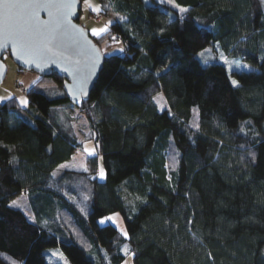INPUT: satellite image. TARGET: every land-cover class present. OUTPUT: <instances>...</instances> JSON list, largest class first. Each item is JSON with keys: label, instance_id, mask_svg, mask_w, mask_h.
<instances>
[{"label": "trees", "instance_id": "1", "mask_svg": "<svg viewBox=\"0 0 264 264\" xmlns=\"http://www.w3.org/2000/svg\"><path fill=\"white\" fill-rule=\"evenodd\" d=\"M106 1L117 19L92 39L123 53L101 51L87 99L52 73L27 107L0 104V264H47L53 248L70 264H121L124 247L133 264H264V0H175L183 13ZM215 45L255 69L233 86L224 64L196 57ZM70 109L97 156L54 176L79 146ZM20 193L33 221L9 204ZM112 213L126 236L98 224Z\"/></svg>", "mask_w": 264, "mask_h": 264}, {"label": "water", "instance_id": "2", "mask_svg": "<svg viewBox=\"0 0 264 264\" xmlns=\"http://www.w3.org/2000/svg\"><path fill=\"white\" fill-rule=\"evenodd\" d=\"M20 2L28 3L32 0ZM35 2L41 5L38 15L33 18L22 15L14 25L25 35L27 43L35 50V55H21L16 45L11 40L5 41L3 34L0 33V45H3L0 46V85L7 73L3 56L8 54L21 71L32 72L42 77L54 73L63 79L65 94L71 101L87 99L102 69L104 56L89 32L78 22L81 0H35ZM60 3H71L70 12L67 9L57 10L50 7ZM0 13H3L2 9ZM63 13H69L67 19L70 24L61 22ZM0 24H3L5 29L9 26L2 17ZM45 44L52 49L51 52H41ZM97 55L99 59L93 71L92 60ZM84 77H87V80L81 93L77 89Z\"/></svg>", "mask_w": 264, "mask_h": 264}, {"label": "rangeland", "instance_id": "3", "mask_svg": "<svg viewBox=\"0 0 264 264\" xmlns=\"http://www.w3.org/2000/svg\"><path fill=\"white\" fill-rule=\"evenodd\" d=\"M158 1L161 2V0ZM146 2H150V0H146ZM163 3L178 12H180V8H184L178 6L175 3V0H172L171 3H169L168 0H164ZM173 5H176V7H174ZM99 12H102L104 14V17L103 18L98 17V20H95L94 17L98 15ZM116 19H117L116 15L111 12L106 0H88L87 3H85V0H83L81 2V12L78 18V22L82 27H84L89 32L92 38H96L105 32L104 31L97 36L92 34V29L105 28V26L107 29L110 23L116 21ZM113 38L114 37L111 38V41L115 40ZM215 46L216 47L214 46L206 47L205 49L201 50L196 55V57L203 65H207L214 62L224 64L227 68V74L230 78L231 83L233 80L237 81L234 77V73H238L241 71H252L255 69L253 66L242 61L241 59H234L225 56L224 53L218 48V46L217 45ZM100 49L105 55H111V54L121 55L123 53V51L122 52L119 51V49H121L120 44H114L112 46H109V42L107 41L101 44ZM201 52L204 53L203 56L200 55ZM3 60L7 66V73L4 78V81L0 85V104L4 103L9 99L15 98L21 107H25L20 103V101L26 100L27 102H29L31 97L30 89L34 85V83L30 84V82L34 80L36 81L38 75L28 71H23V72L18 71L17 66L14 64V62L12 61V59L9 57L8 54H5L3 56ZM25 74L28 75V84L22 82V78ZM154 101L159 111H163L165 108H167L165 99L161 94L156 95L154 97ZM69 113L72 117L75 118L74 129L77 135L79 146L69 161H66L65 163L61 164L54 170L53 172L54 176H58L61 172L65 170L84 171L86 159L88 157L97 156V151L94 142L87 139L89 130L84 118L81 115H79V113H77L74 109H70ZM85 148H88L89 150H94L93 155L90 156L88 152L84 150ZM98 165H99V169H98L97 179L100 182H103L105 180L106 173L100 156L98 157ZM101 169L103 170V178L101 177ZM13 202L18 204L19 207L12 206ZM9 204L11 207L23 211V213L26 214V216L31 221H33V215L30 210L28 199L25 195L20 193L15 199L10 201ZM108 217H111L112 219L111 220L106 219ZM102 219H104V223H100ZM98 224L100 226L111 224L118 230V232H120L123 236H126L124 235V233H126L124 222L119 213L108 214L100 218L98 220ZM125 248L127 247L122 248L124 260L122 261L121 264H133L132 255L129 253L128 249L126 253L124 251ZM45 257L47 264H70L60 248H53L46 250Z\"/></svg>", "mask_w": 264, "mask_h": 264}, {"label": "snow or ice", "instance_id": "4", "mask_svg": "<svg viewBox=\"0 0 264 264\" xmlns=\"http://www.w3.org/2000/svg\"><path fill=\"white\" fill-rule=\"evenodd\" d=\"M88 0H85V3H87ZM161 2L163 3L164 0H161ZM169 3L172 2V0H168ZM174 7H176V5H173ZM41 7V5L37 2H35V0H32V2H28V3H21L20 0H0V9L3 10V13H0V17H2L3 19H5L8 23V28L5 29L3 24H0V33L3 34V38L5 41L11 40L16 47L18 48L19 52L21 55H35V50L33 48H31L29 46V44L27 43L26 37L24 34H22L21 31H18L16 29V27H14L15 22L20 18V16H27L29 18H33L36 17L38 15V10ZM50 7H55L57 10L60 9H67L71 10L72 8V4L71 3H60V4H53L50 5ZM16 10H24L23 12L20 11H16ZM187 9L185 8H180V12H186ZM68 14L69 13H63L61 15V22H67L70 24V22H68ZM51 15V13H50ZM106 31V26L105 28H100V29H92V34L93 35H99L100 33ZM115 39V38H113ZM3 46V45H0ZM52 49L49 48L46 44L44 45L43 49L41 50V52H51ZM119 51H123V49H119ZM201 56L204 55L203 52L200 53ZM99 57L98 55L94 57V59L92 60V69L94 71L95 69V64L98 61ZM207 62V61H205ZM87 77H84L81 80L80 83V87L77 89V91H80L81 93H83V86L86 83ZM233 86L237 85V81L233 80L232 81ZM20 103L27 107L28 102L26 100H21ZM86 152H88V154L91 156L93 155L94 150H89L88 148L84 149ZM86 170V169H85ZM101 177L103 178V170L101 169ZM14 207H19L18 204H16L15 202H13ZM106 219L111 220V217H108ZM114 222V221H113ZM100 223H104V219H102L100 221ZM124 235H127L126 233H124ZM124 251L127 253V248L124 249Z\"/></svg>", "mask_w": 264, "mask_h": 264}, {"label": "crops", "instance_id": "5", "mask_svg": "<svg viewBox=\"0 0 264 264\" xmlns=\"http://www.w3.org/2000/svg\"><path fill=\"white\" fill-rule=\"evenodd\" d=\"M35 81V80H34ZM34 81H31L30 84H33ZM22 82H25L26 84H28V75H24L23 78H22Z\"/></svg>", "mask_w": 264, "mask_h": 264}, {"label": "built area", "instance_id": "6", "mask_svg": "<svg viewBox=\"0 0 264 264\" xmlns=\"http://www.w3.org/2000/svg\"><path fill=\"white\" fill-rule=\"evenodd\" d=\"M98 17L102 18V15L101 14H98L94 17L95 20H98Z\"/></svg>", "mask_w": 264, "mask_h": 264}]
</instances>
